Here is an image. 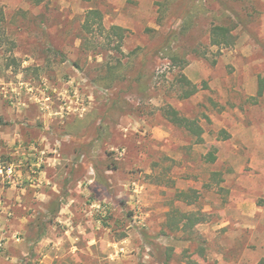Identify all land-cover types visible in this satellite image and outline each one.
<instances>
[{"label": "rangeland", "instance_id": "374dc122", "mask_svg": "<svg viewBox=\"0 0 264 264\" xmlns=\"http://www.w3.org/2000/svg\"><path fill=\"white\" fill-rule=\"evenodd\" d=\"M0 117V264H264V0H0Z\"/></svg>", "mask_w": 264, "mask_h": 264}, {"label": "trees", "instance_id": "16d2710c", "mask_svg": "<svg viewBox=\"0 0 264 264\" xmlns=\"http://www.w3.org/2000/svg\"><path fill=\"white\" fill-rule=\"evenodd\" d=\"M33 6H40L47 2L48 0H27ZM83 31L86 34L95 35L99 32L100 35H104V38L108 45L112 42H116L113 47L114 50L120 52L122 44L125 39V30L120 27H111L106 30L102 23V14L97 10H90L85 14ZM232 30L223 25L212 26L209 31V41L210 45L218 48H230L234 45V36L232 35ZM178 57L175 55L173 60L176 61ZM179 84L182 87V99H188L198 92L197 86L193 85L185 77L181 76L179 79ZM262 93V88L260 87L258 94ZM164 117L177 128L185 130L190 136L195 137L197 143L202 142V129L198 125L197 121L189 120L181 117L177 111L174 109L167 108L164 110ZM2 125V119L0 117V126ZM207 162L213 163L216 160L214 152H210L207 156ZM184 194L181 193L180 197Z\"/></svg>", "mask_w": 264, "mask_h": 264}]
</instances>
